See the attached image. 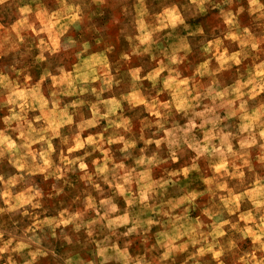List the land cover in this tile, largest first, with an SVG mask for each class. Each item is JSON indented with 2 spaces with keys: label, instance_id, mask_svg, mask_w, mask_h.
<instances>
[{
  "label": "clouds",
  "instance_id": "9594fccd",
  "mask_svg": "<svg viewBox=\"0 0 264 264\" xmlns=\"http://www.w3.org/2000/svg\"><path fill=\"white\" fill-rule=\"evenodd\" d=\"M0 264H264V0H0Z\"/></svg>",
  "mask_w": 264,
  "mask_h": 264
}]
</instances>
